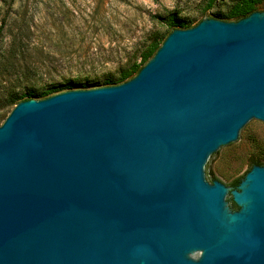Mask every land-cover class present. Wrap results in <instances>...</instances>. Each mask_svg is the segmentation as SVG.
<instances>
[{"label": "water", "instance_id": "95a60500", "mask_svg": "<svg viewBox=\"0 0 264 264\" xmlns=\"http://www.w3.org/2000/svg\"><path fill=\"white\" fill-rule=\"evenodd\" d=\"M264 124V11L172 29L125 82L0 124V264H264V165L208 170Z\"/></svg>", "mask_w": 264, "mask_h": 264}, {"label": "rangeland", "instance_id": "374dc122", "mask_svg": "<svg viewBox=\"0 0 264 264\" xmlns=\"http://www.w3.org/2000/svg\"><path fill=\"white\" fill-rule=\"evenodd\" d=\"M207 1L5 0L0 1V20L26 21L30 45L20 63L37 66L42 72H47V65L56 68L52 73L37 75L35 87L64 79L100 83L99 79L139 63L154 35L160 40L172 29L182 28L170 25V15L188 21L190 26L208 17L224 20L222 14L239 0H215L211 8H206ZM7 42L4 33L3 54ZM6 69L0 66V102L10 83ZM7 109L0 110V124L9 113ZM254 158L264 161V124H254L240 144L220 154L208 170L227 186L228 201L229 185L250 169Z\"/></svg>", "mask_w": 264, "mask_h": 264}, {"label": "trees", "instance_id": "16d2710c", "mask_svg": "<svg viewBox=\"0 0 264 264\" xmlns=\"http://www.w3.org/2000/svg\"><path fill=\"white\" fill-rule=\"evenodd\" d=\"M4 2L5 0H0ZM215 0H208L206 8H211ZM264 0H239L233 4L225 13L222 14L224 20H238L248 16L254 11L263 10ZM213 18V17H212ZM169 23L172 26L179 25L180 27H191L188 21H178L176 15L172 14L169 18ZM5 28H8L7 30ZM26 21L24 19H13V23L9 19L2 18L0 20V54L2 52V39L3 34L8 35L7 48L5 53L1 56L0 66L6 67V76L10 80L9 85L5 86V98L0 102V110L10 109L19 101L35 98L40 99L52 95L57 92L71 90V89H85L98 86L116 85L127 81L133 77L139 69L146 63V61L155 53L165 37L159 40L158 35H154L150 43L146 46L144 51L140 55L139 63L133 62L129 67L121 69L117 74H110L101 79L100 83L96 81H79L76 79H64L62 81H51L45 87H35L33 82L36 81L37 75L49 74L56 71V68L52 65H47V72H42L37 66H30L29 64L20 63L23 60V54L30 45L28 34L26 30ZM98 82V81H97ZM89 86V87H88ZM254 164L264 165V161L254 158L251 166ZM216 177L210 175V180H214Z\"/></svg>", "mask_w": 264, "mask_h": 264}, {"label": "flooded vegetation", "instance_id": "af4514ba", "mask_svg": "<svg viewBox=\"0 0 264 264\" xmlns=\"http://www.w3.org/2000/svg\"><path fill=\"white\" fill-rule=\"evenodd\" d=\"M239 182H240V178L235 179V180L231 183V187H232L233 189H235V188L237 187V185L239 184ZM228 203H229V206H230V208H231L232 210H237V209L239 208L238 205L232 200V198L229 199Z\"/></svg>", "mask_w": 264, "mask_h": 264}]
</instances>
